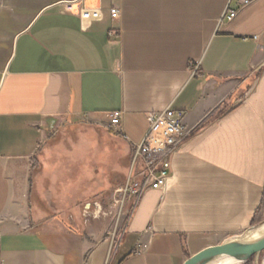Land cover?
I'll return each mask as SVG.
<instances>
[{
    "label": "crops",
    "instance_id": "obj_1",
    "mask_svg": "<svg viewBox=\"0 0 264 264\" xmlns=\"http://www.w3.org/2000/svg\"><path fill=\"white\" fill-rule=\"evenodd\" d=\"M75 1L0 0V264H184L248 229L264 198V0H96L86 28ZM168 109L187 135L166 184L128 199L118 238L85 228L99 208L83 123L125 143L134 177L147 116ZM62 132L82 160L40 161ZM52 169L63 185L44 195Z\"/></svg>",
    "mask_w": 264,
    "mask_h": 264
},
{
    "label": "rangeland",
    "instance_id": "obj_2",
    "mask_svg": "<svg viewBox=\"0 0 264 264\" xmlns=\"http://www.w3.org/2000/svg\"><path fill=\"white\" fill-rule=\"evenodd\" d=\"M92 132L88 125L83 123V176L86 177L83 187L89 192L87 200L90 201H87L88 204H91L93 209H99L93 211L94 215L89 214L91 210L86 211L88 216H83V226L105 229L106 234L118 238L126 223L127 211L131 209V203L134 202L130 200L131 203L128 204V194L126 193L131 178L129 176L130 154L127 146L121 140H116L112 136L105 138L97 131ZM78 135L60 133L56 145L43 144L38 154L39 160L52 163L64 161L71 164L81 161ZM61 176L63 175H58L53 169L50 173L43 170L39 174L38 180L43 187L44 195H48L51 189H59L60 184L62 187V181L56 180ZM96 199H100V201L95 202ZM85 202L86 199L83 204ZM263 222L264 220L261 223ZM257 225H251L233 238H241L249 229ZM263 257L264 252L256 260L254 259V264L258 260L262 264Z\"/></svg>",
    "mask_w": 264,
    "mask_h": 264
},
{
    "label": "built area",
    "instance_id": "obj_3",
    "mask_svg": "<svg viewBox=\"0 0 264 264\" xmlns=\"http://www.w3.org/2000/svg\"><path fill=\"white\" fill-rule=\"evenodd\" d=\"M247 3L249 1L245 0L244 4ZM65 10L80 16L82 26L85 28L103 18L102 10L96 4V0H77L67 3ZM120 14L119 7H111L112 19H118ZM234 16L235 11L231 10L228 18L232 19ZM183 117V112L172 109L148 114L149 129L142 142L134 147V163L139 158H142L143 163L137 176L131 177L128 182L126 193L129 200L135 201L148 189H159L166 184L171 173V155L187 135ZM120 119V112L109 114L111 126H118Z\"/></svg>",
    "mask_w": 264,
    "mask_h": 264
},
{
    "label": "water",
    "instance_id": "obj_4",
    "mask_svg": "<svg viewBox=\"0 0 264 264\" xmlns=\"http://www.w3.org/2000/svg\"><path fill=\"white\" fill-rule=\"evenodd\" d=\"M242 237L231 238L221 244L207 247L188 258L184 264H208L220 257L233 258L241 263H245L250 259L256 260L259 255L264 252V235L249 241L243 240ZM256 264H258V262H256Z\"/></svg>",
    "mask_w": 264,
    "mask_h": 264
},
{
    "label": "bare ground",
    "instance_id": "obj_5",
    "mask_svg": "<svg viewBox=\"0 0 264 264\" xmlns=\"http://www.w3.org/2000/svg\"><path fill=\"white\" fill-rule=\"evenodd\" d=\"M264 235V223L256 228L249 229L242 237L243 240H255ZM208 264H241L237 260L229 257H220ZM258 264H260L258 260ZM262 264H264V257L262 258Z\"/></svg>",
    "mask_w": 264,
    "mask_h": 264
},
{
    "label": "trees",
    "instance_id": "obj_6",
    "mask_svg": "<svg viewBox=\"0 0 264 264\" xmlns=\"http://www.w3.org/2000/svg\"><path fill=\"white\" fill-rule=\"evenodd\" d=\"M263 220H264V198H263L261 205L259 206V208L257 209V211L253 217L251 225L259 224ZM242 264H254V259H250L249 261L242 263Z\"/></svg>",
    "mask_w": 264,
    "mask_h": 264
}]
</instances>
